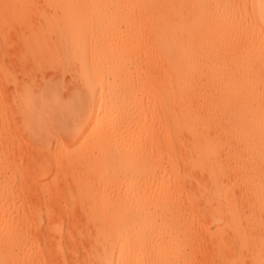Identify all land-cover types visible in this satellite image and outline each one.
Segmentation results:
<instances>
[{"label":"bare ground","instance_id":"obj_1","mask_svg":"<svg viewBox=\"0 0 264 264\" xmlns=\"http://www.w3.org/2000/svg\"><path fill=\"white\" fill-rule=\"evenodd\" d=\"M0 264H264V0H0Z\"/></svg>","mask_w":264,"mask_h":264}]
</instances>
